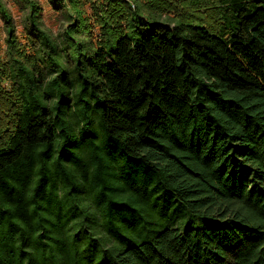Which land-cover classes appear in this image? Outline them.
I'll return each instance as SVG.
<instances>
[{
    "label": "trees",
    "instance_id": "obj_1",
    "mask_svg": "<svg viewBox=\"0 0 264 264\" xmlns=\"http://www.w3.org/2000/svg\"><path fill=\"white\" fill-rule=\"evenodd\" d=\"M0 264H264V0H0Z\"/></svg>",
    "mask_w": 264,
    "mask_h": 264
},
{
    "label": "rangeland",
    "instance_id": "obj_2",
    "mask_svg": "<svg viewBox=\"0 0 264 264\" xmlns=\"http://www.w3.org/2000/svg\"><path fill=\"white\" fill-rule=\"evenodd\" d=\"M40 1H42V2H45L46 0H40ZM13 10L15 9V7L13 6V8H12ZM51 14V12H47L46 13V16H49Z\"/></svg>",
    "mask_w": 264,
    "mask_h": 264
}]
</instances>
